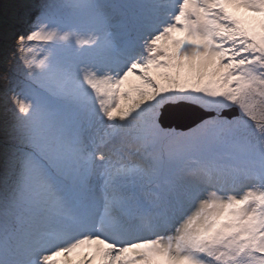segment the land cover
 <instances>
[{"label": "snow or ice", "instance_id": "1", "mask_svg": "<svg viewBox=\"0 0 264 264\" xmlns=\"http://www.w3.org/2000/svg\"><path fill=\"white\" fill-rule=\"evenodd\" d=\"M0 53V264H264V0H22Z\"/></svg>", "mask_w": 264, "mask_h": 264}, {"label": "rangeland", "instance_id": "2", "mask_svg": "<svg viewBox=\"0 0 264 264\" xmlns=\"http://www.w3.org/2000/svg\"><path fill=\"white\" fill-rule=\"evenodd\" d=\"M22 0H0V16H6L12 11L19 8ZM8 4L9 10L6 7ZM10 64L5 63V57L2 53H0V105H2L3 102V83H4V76L6 73V69L10 68ZM0 119H2V116H0ZM3 140V134L2 131H0V143H2Z\"/></svg>", "mask_w": 264, "mask_h": 264}, {"label": "trees", "instance_id": "3", "mask_svg": "<svg viewBox=\"0 0 264 264\" xmlns=\"http://www.w3.org/2000/svg\"><path fill=\"white\" fill-rule=\"evenodd\" d=\"M5 5H6V4H5ZM8 6H9V5L7 4L5 8H7V9L9 10L10 8H9Z\"/></svg>", "mask_w": 264, "mask_h": 264}]
</instances>
